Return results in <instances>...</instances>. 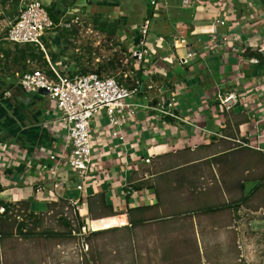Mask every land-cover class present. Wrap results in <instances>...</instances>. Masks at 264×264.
<instances>
[{"label": "crops", "instance_id": "crops-1", "mask_svg": "<svg viewBox=\"0 0 264 264\" xmlns=\"http://www.w3.org/2000/svg\"><path fill=\"white\" fill-rule=\"evenodd\" d=\"M41 1L57 10L60 17L88 11L102 16V12L122 27L131 25L137 33L147 21L145 48L149 53L139 62L145 94L154 107L165 96H174L179 119H158L151 111L150 119L141 118L123 128L120 139L110 134L102 115L91 126L93 132L99 129L91 151L94 172L82 193L76 188L79 179L68 166H63L55 177L37 172L41 165H52L49 154L60 153L63 145V130L58 123L44 127L53 117L54 104L44 95L25 91L19 77L18 81L10 79L0 66V151H10L0 159V201L25 203L34 213L39 212L32 200L45 207L40 213L47 212L54 203L74 201L79 216L89 219L88 200L92 199L97 215L98 198L102 196L104 205L115 212L152 206L144 215L148 223L162 218L154 187L141 184L140 190L133 188L151 177L148 171L141 173L143 168L155 170L170 164L177 169L186 166L181 164L185 155L195 160L192 164L199 158L211 159L220 155L212 152V142L264 149V0H193L186 6L184 0H158L155 9L148 0L150 9H142L140 20H135L132 6L141 4V0ZM216 19L225 24L215 25ZM4 42L8 43L0 37V45ZM190 51L196 53L190 61L192 66L180 64ZM254 54L262 58V64H249ZM218 91L234 92L239 102L222 112L215 98ZM178 128L180 134L171 138L169 131ZM147 157L150 164L143 162ZM38 184L43 191L35 193ZM118 216L126 222L117 226L129 227L127 214Z\"/></svg>", "mask_w": 264, "mask_h": 264}, {"label": "rangeland", "instance_id": "rangeland-1", "mask_svg": "<svg viewBox=\"0 0 264 264\" xmlns=\"http://www.w3.org/2000/svg\"><path fill=\"white\" fill-rule=\"evenodd\" d=\"M141 1L132 6L133 15L137 16L135 20H140L143 8L150 9L148 0ZM48 6L45 5L46 10ZM19 7V0L16 5L10 0H0V37L3 39L6 22L14 18ZM95 14L88 11L59 17L54 35L44 43L50 62L60 64L63 73L80 75L83 69L95 72L102 67L106 68L101 71L102 76H122L124 80L126 75L137 80L140 63L138 58L132 57V51L140 45L134 46L131 41L138 44L141 34L133 31L129 24L122 27L102 12L108 22L117 23V29L113 35L101 32L94 21ZM66 25L69 26L65 28ZM4 43L0 45V66L10 79L18 81L22 70L48 72V62L46 65L29 60L12 62V54L5 57L1 53L4 50L14 53V45ZM51 56L55 59L51 60ZM60 57L63 60L60 61ZM110 61L116 66L114 70L109 69ZM169 133L171 138L175 137L180 129ZM211 145L212 152L220 156L199 158V162L192 164L195 160L185 155L181 164L186 166L179 170L169 164L159 170L149 166L141 171L151 173V177L140 184L157 188L162 219L134 229L125 227L98 236L87 235L84 240L76 236L54 238L39 234L43 231L64 233L59 219H73V211L66 208L67 201H60L43 213L32 236L0 238V264H264V187L246 203L234 206L235 201L261 182L264 157L254 150H244L239 143L212 142ZM31 202L39 212L36 214L45 210L35 200ZM223 205L231 206L215 213L205 212L207 207ZM92 218L98 229L122 221L104 213Z\"/></svg>", "mask_w": 264, "mask_h": 264}, {"label": "built area", "instance_id": "built-area-1", "mask_svg": "<svg viewBox=\"0 0 264 264\" xmlns=\"http://www.w3.org/2000/svg\"><path fill=\"white\" fill-rule=\"evenodd\" d=\"M193 0H184L183 6L190 5ZM150 5L155 9L158 0H149ZM19 9L12 20L6 22V33L4 40L13 45H31L44 53V59L48 62V72L33 69L22 73L19 76V85L31 94H37L39 89H45L48 101L54 104L53 117L48 120L44 127H51L54 122L59 124L63 131L64 141L60 153H50L49 159L52 165H41L37 172L42 175L46 173L50 177H55L63 166L76 174L80 181L77 190L84 193L87 183L90 182L91 173L94 172L92 164V143L93 137L98 130L92 131L91 126L96 125V121L102 117L106 120V127L113 137L123 139V128H129L137 120H148L149 113L153 111L156 118L170 117L179 119L175 114L177 110V101L174 96H165L156 107L150 105L151 100L145 94L144 84L140 79L132 80L131 84L119 82L114 76H99L97 74L73 75L63 73L61 65L52 64L44 50L45 41L52 38L57 25L49 17L45 4L41 0H19ZM223 20L216 19L215 25H224ZM69 25H66L67 28ZM149 23L146 21L140 27V40L136 51H132V57L138 58L143 62L149 51L145 48V37L148 31ZM47 38L43 41L44 38ZM195 52L190 51L180 59V64L192 66L190 62L195 56ZM63 58L60 57V61ZM249 64L258 65L257 57L248 59ZM124 76V73L122 74ZM125 79L131 78L124 76ZM123 79V78H122ZM124 79V80H125ZM146 89L151 87L146 86ZM216 101L222 112L230 111L238 102V96L234 92L216 93ZM98 127V126H96ZM102 131V129H100ZM243 146V143H240ZM258 148V147H257ZM259 150V149H257ZM3 153L9 155L10 151H0V159ZM145 164H150L149 157L143 159ZM43 191L41 185H36L35 193ZM14 204V203H12ZM66 205V204H65ZM17 208V207H16ZM66 208H71L73 218L75 214L79 215L77 202H67ZM29 211V210H28ZM23 212V211H20ZM4 213V208H0V214ZM80 217V216H79ZM16 219L21 221V216ZM68 219V218H67ZM74 223H75V219ZM80 220L83 222L80 229L72 231V236L84 240L89 235L90 224L88 219ZM86 221V222H85ZM87 247V245H84Z\"/></svg>", "mask_w": 264, "mask_h": 264}, {"label": "trees", "instance_id": "trees-1", "mask_svg": "<svg viewBox=\"0 0 264 264\" xmlns=\"http://www.w3.org/2000/svg\"><path fill=\"white\" fill-rule=\"evenodd\" d=\"M12 3H14L15 5L17 4L18 0H10ZM47 13L49 15V17L51 18V20L53 21V23L55 25H57L59 23V15L57 14V10L54 9H49L47 10ZM148 15H150V10L148 12ZM94 21L97 23V29L101 32H106L109 35H113L116 32L117 29V23L115 24L110 23L107 21L106 18H103L100 14H95L94 15ZM72 32L74 33V30H72ZM14 53H9L7 51H3V56L5 57H9V54H12V59L11 61L14 63H18L19 60H23L25 63L26 61H31V62H35V63H41V64H45L46 65V60L44 59V53L42 51H40L39 49H36L35 47L25 44L22 46L19 45H14ZM255 57L258 58L259 60V64L263 63L262 58L258 55V54H254ZM55 56H51V60H54ZM109 69L114 70L116 68V66L114 65L113 61H110L108 63ZM140 67L136 70V78L137 80L140 79L141 76V72H142V67L141 65H139ZM23 69L24 66H23ZM106 70V68H102L99 67L98 70H96L95 72H88L85 71L84 69L79 73L80 75H86V74H97L99 76H101V71ZM22 72L24 73L25 71L22 70ZM74 74H72L73 76ZM119 82H124L125 84H131L132 80L131 78H127L125 80L122 79V76H120L118 78ZM244 148V150H254L256 152H258L259 155H261L262 157H264V152L263 151H258L255 149H251L247 146L242 147ZM220 156V155H218ZM217 156V157H218ZM181 169V167L177 168V170ZM264 175L262 176L261 182L256 184L254 187H252V189L249 190V192L244 195L241 196L237 201H235V207L237 208L238 204L240 203H246L247 200L253 195L255 194L262 186L264 187ZM142 187V185L140 183L136 184L133 186V188L135 190H140ZM1 187H0V192H1ZM155 191V195H157V199H158V190L157 188H154ZM128 198V197H127ZM99 201H98V208L100 213H102V211L106 212V216H116V218H121L122 221H120L119 223H114V224H109L107 227L105 228H95L93 223H90V229L91 231H89V236H98L104 233H109L112 231H116L119 229V224H125L126 220L125 218L122 216H118L120 214H127L128 218H129V227L130 228H137L142 226L144 223L147 222L146 217L144 216L145 213L147 211L150 210V208L152 206H138V207H132V208H127L124 212H115L113 211V209L111 208V206H105L103 203V199L102 196H99ZM55 204V203H54ZM93 202L92 199L88 200V217L90 220L94 219L92 218L95 212V207H93ZM231 205L228 206H218V207H207L205 209L206 213H215L218 211H221L227 207H229ZM4 208V213L0 214V238H8V237H14V236H19V237H30L34 234V231L41 223L42 221V215L41 214H36L32 211H28L29 210V206L25 203H19V204H12L9 202H4V201H0V208ZM17 207V208H16ZM23 211V212H20ZM20 215L21 216V221H18L16 219V216ZM95 218H98L95 217ZM75 219V223L77 224V226H73L74 224V220ZM73 219H67L66 217L59 219L62 223L63 226L65 228L64 233H50L49 231H43L39 234L42 235H47L48 237H60V238H65L67 237H72V231L73 230H79L80 226H82L83 222L80 220L79 215L75 214V217ZM88 219V220H89ZM86 222V221H85ZM91 222V221H90ZM125 226V225H122Z\"/></svg>", "mask_w": 264, "mask_h": 264}, {"label": "water", "instance_id": "water-1", "mask_svg": "<svg viewBox=\"0 0 264 264\" xmlns=\"http://www.w3.org/2000/svg\"><path fill=\"white\" fill-rule=\"evenodd\" d=\"M38 94H40V95H46L47 94V91L45 89H39L38 90Z\"/></svg>", "mask_w": 264, "mask_h": 264}]
</instances>
